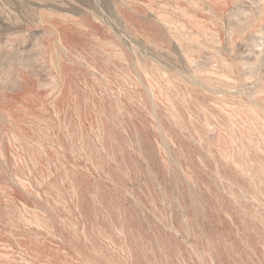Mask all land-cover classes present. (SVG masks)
Here are the masks:
<instances>
[{
  "label": "rangeland",
  "instance_id": "obj_1",
  "mask_svg": "<svg viewBox=\"0 0 264 264\" xmlns=\"http://www.w3.org/2000/svg\"><path fill=\"white\" fill-rule=\"evenodd\" d=\"M0 264H264V0H0Z\"/></svg>",
  "mask_w": 264,
  "mask_h": 264
}]
</instances>
